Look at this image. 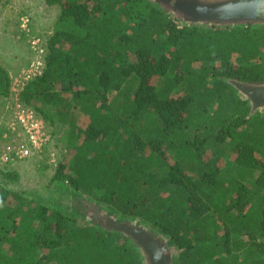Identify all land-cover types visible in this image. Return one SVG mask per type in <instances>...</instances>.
<instances>
[{
    "label": "trees",
    "instance_id": "16d2710c",
    "mask_svg": "<svg viewBox=\"0 0 264 264\" xmlns=\"http://www.w3.org/2000/svg\"><path fill=\"white\" fill-rule=\"evenodd\" d=\"M45 1L58 29L19 100L74 151L52 181L160 233L175 264H264V112L228 83L264 84V26L188 24L154 0ZM210 141L236 153L233 177ZM68 213L0 184V264H146L131 238Z\"/></svg>",
    "mask_w": 264,
    "mask_h": 264
},
{
    "label": "rangeland",
    "instance_id": "374dc122",
    "mask_svg": "<svg viewBox=\"0 0 264 264\" xmlns=\"http://www.w3.org/2000/svg\"><path fill=\"white\" fill-rule=\"evenodd\" d=\"M60 12V6H49L45 0H0V64L12 80L11 96L0 99V184L13 192L23 193L31 200L40 198L49 206L63 207L70 217L78 219L77 224L83 225L87 220L82 215L71 212L68 206L64 207L72 202L69 194L73 195L74 201L77 199L75 192L68 189L67 184L58 186L52 181L60 162L69 163L74 153L54 134L62 132V127L45 124L48 143L41 151L32 149V155L26 159H20L13 149L29 146L27 138L17 128L18 96L24 85L42 72L48 39L58 29ZM115 94L111 93V100ZM79 123L85 127L86 118L79 116ZM10 146L12 151L8 150ZM219 150L225 152L220 162L221 171L233 177L236 174V153L225 144L209 142V156H214ZM173 161L174 154L171 153L170 162ZM2 171L18 172L20 181L12 183L5 180ZM33 204L31 201L30 205Z\"/></svg>",
    "mask_w": 264,
    "mask_h": 264
},
{
    "label": "water",
    "instance_id": "95a60500",
    "mask_svg": "<svg viewBox=\"0 0 264 264\" xmlns=\"http://www.w3.org/2000/svg\"><path fill=\"white\" fill-rule=\"evenodd\" d=\"M172 15L188 24L205 25L219 29H226L237 24H253L264 26V0H154ZM228 83L249 101L251 116L257 112H264V84H247L229 79ZM116 215L107 218L106 229L119 232L135 241L142 251L150 256L155 263L154 256L159 254L158 246L161 241L156 240L148 227L137 220L119 222Z\"/></svg>",
    "mask_w": 264,
    "mask_h": 264
},
{
    "label": "flooded vegetation",
    "instance_id": "af4514ba",
    "mask_svg": "<svg viewBox=\"0 0 264 264\" xmlns=\"http://www.w3.org/2000/svg\"><path fill=\"white\" fill-rule=\"evenodd\" d=\"M69 194V193H67ZM70 195V200H72V202L64 205V207L66 208V206H68L69 210L71 212H77L79 213V215H82L86 220L87 223L89 224H96L97 226L103 227V228H107V218L109 216H111V213H107L104 209H102L101 207H99L98 205H89V206H85L83 202H78V199H75V201L73 200L74 197L72 198V194ZM77 204L76 208L74 207V205ZM85 206V207H83ZM128 221V219H123L120 222H125ZM150 231V230H149ZM151 233H153L155 235V239L161 241L159 246H158V250H159V254L155 255L154 258H156L154 261L156 264H175V256H176V251L174 249L173 246L169 245L167 243L166 240H164L163 236L158 233L157 231H150ZM136 243V242H135ZM137 244V243H136ZM138 245V244H137ZM138 247L141 249V247L138 245ZM144 256H145V261L146 264H153L150 261V256L148 253H146L145 251H142Z\"/></svg>",
    "mask_w": 264,
    "mask_h": 264
},
{
    "label": "built area",
    "instance_id": "2783aa9c",
    "mask_svg": "<svg viewBox=\"0 0 264 264\" xmlns=\"http://www.w3.org/2000/svg\"><path fill=\"white\" fill-rule=\"evenodd\" d=\"M17 108V128L25 135L29 146H22L20 149L13 147V149L20 159H26L32 155V149L41 151L49 139L46 132V123L35 113V110L23 105L20 100ZM14 130H16L15 127ZM18 135L21 136V134ZM8 150L12 151L11 146L8 147Z\"/></svg>",
    "mask_w": 264,
    "mask_h": 264
}]
</instances>
